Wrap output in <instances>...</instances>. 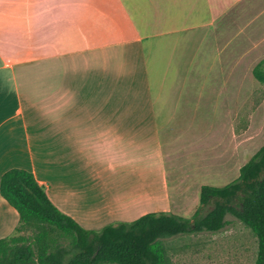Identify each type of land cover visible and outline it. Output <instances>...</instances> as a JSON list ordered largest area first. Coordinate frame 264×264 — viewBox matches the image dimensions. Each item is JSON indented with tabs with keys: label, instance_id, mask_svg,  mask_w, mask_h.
I'll return each mask as SVG.
<instances>
[{
	"label": "crops",
	"instance_id": "crops-1",
	"mask_svg": "<svg viewBox=\"0 0 264 264\" xmlns=\"http://www.w3.org/2000/svg\"><path fill=\"white\" fill-rule=\"evenodd\" d=\"M234 5L0 0V177L31 172L51 203L85 229L147 213L189 218L194 204L173 210L170 140L200 131L192 124L202 123V84L183 81L187 67L176 52L199 63L209 31L216 49L232 47V36L216 33L233 26ZM17 223L0 195V239Z\"/></svg>",
	"mask_w": 264,
	"mask_h": 264
},
{
	"label": "rangeland",
	"instance_id": "rangeland-1",
	"mask_svg": "<svg viewBox=\"0 0 264 264\" xmlns=\"http://www.w3.org/2000/svg\"><path fill=\"white\" fill-rule=\"evenodd\" d=\"M234 9L233 26L219 27L216 33L232 36V47L216 49L214 42H210L215 34L209 31L199 63L187 56L184 62V54L178 48L176 52L180 58L178 65L187 67L183 81L202 84V123L192 124L200 131L180 133L182 138L170 140L168 182L173 210L180 211L192 203L195 210L189 218L199 206L196 201L202 185L223 187L230 183L237 178L239 168L264 144V87L251 73L264 58V0H248L247 4L235 0ZM251 42H261L259 49L253 48ZM248 46L251 48L245 49ZM174 60H170L171 72L177 66ZM195 64L201 69L199 74L192 72ZM177 77L171 74V82L177 81ZM184 108L188 112V104ZM209 115L221 119L211 122ZM192 143L195 148L188 147ZM153 190L157 192L156 187ZM226 220L229 224L214 237L203 232L165 240L170 263L254 264L256 237L234 217L227 215Z\"/></svg>",
	"mask_w": 264,
	"mask_h": 264
},
{
	"label": "trees",
	"instance_id": "trees-1",
	"mask_svg": "<svg viewBox=\"0 0 264 264\" xmlns=\"http://www.w3.org/2000/svg\"><path fill=\"white\" fill-rule=\"evenodd\" d=\"M264 87V59L252 69ZM0 195L18 214L11 236L0 239V264H171L165 240L217 233L230 215L257 240L254 264H264V144L223 187L202 185L191 218L147 213L131 222L85 229L60 212L33 174L10 169L0 177Z\"/></svg>",
	"mask_w": 264,
	"mask_h": 264
}]
</instances>
